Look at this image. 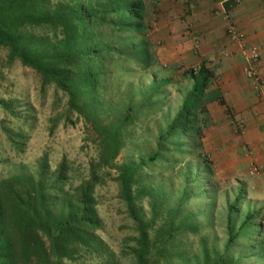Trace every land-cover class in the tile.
<instances>
[{
    "label": "rangeland",
    "instance_id": "rangeland-1",
    "mask_svg": "<svg viewBox=\"0 0 264 264\" xmlns=\"http://www.w3.org/2000/svg\"><path fill=\"white\" fill-rule=\"evenodd\" d=\"M141 5L142 33L117 29L113 16L100 13L106 22L89 28L96 50L105 57L95 99L101 118L118 123L131 108L123 147L108 166L98 167L95 136L69 111L64 92L43 85L35 70L10 60L0 48V180L37 176L43 164L54 172L61 163L69 170L66 188L93 173L98 177L93 195L101 227L93 234L100 250L81 251L76 261L65 264H136L142 226L150 264H264V169L239 163L229 173L236 140L226 134L222 147L220 123L211 118L201 139L191 132L162 139L191 86L184 71L197 68L202 59V24L192 17L198 3L141 0ZM198 15L207 18V13ZM203 24L208 29L216 25ZM226 54L221 56L230 59ZM213 61L208 66L215 71ZM216 80L212 88L220 89ZM233 127L235 135L241 134L238 125ZM242 146L241 158L249 152ZM123 165L136 168L131 206L120 184ZM255 167L259 171L251 174Z\"/></svg>",
    "mask_w": 264,
    "mask_h": 264
},
{
    "label": "trees",
    "instance_id": "trees-1",
    "mask_svg": "<svg viewBox=\"0 0 264 264\" xmlns=\"http://www.w3.org/2000/svg\"><path fill=\"white\" fill-rule=\"evenodd\" d=\"M235 5L229 0L224 9L228 12ZM143 12L141 0H0V48L8 51L10 60L35 70L43 85L64 92L69 111L81 117L95 136L98 167L111 164L121 151L131 108L118 123H106L100 116L95 99L105 57L92 42L90 24H104L103 17L111 15L117 29L142 33ZM36 30L44 33L38 36ZM184 76L191 81L190 89L162 139L188 132L201 139L209 125L207 105L212 102L232 115L220 89L212 88L217 77L205 60L185 70ZM68 171L64 163L54 172L43 164L37 176L19 174L0 180V264H65L76 261L81 251L100 250L93 234L101 227L93 195L98 177L93 173L76 187L66 188ZM135 172L131 166L120 167V184L130 206ZM140 230L135 262L150 264L146 226Z\"/></svg>",
    "mask_w": 264,
    "mask_h": 264
},
{
    "label": "crops",
    "instance_id": "crops-1",
    "mask_svg": "<svg viewBox=\"0 0 264 264\" xmlns=\"http://www.w3.org/2000/svg\"><path fill=\"white\" fill-rule=\"evenodd\" d=\"M227 1L229 0H196L198 10L197 14L192 13V17L198 18L199 24H202L199 28L203 32L201 37L204 38L201 57L209 66V62L216 60L214 73L220 79V91L232 112L231 117H228L224 108L217 102L207 105L209 121L211 118L220 123V145L223 147L222 138L226 134L236 140V145L232 147L234 151L229 152L227 171L232 173L239 163L243 167L255 164L264 169V86L261 90L254 89L251 80L245 76L246 64L241 45L243 44L245 49L258 47L260 57L257 69L264 85V0H235L236 5L226 12L224 3ZM214 11L215 16L209 19ZM204 13H207V18L198 15ZM224 19H227V23ZM210 21L215 22V29H208L207 25L203 24ZM227 24L233 27L240 41L229 39L226 33ZM224 53L231 54L230 59L221 56ZM212 65H216L214 61ZM235 124L239 126L241 134L235 135ZM241 146L249 149L248 156L243 153V158L240 157Z\"/></svg>",
    "mask_w": 264,
    "mask_h": 264
},
{
    "label": "built area",
    "instance_id": "built-area-1",
    "mask_svg": "<svg viewBox=\"0 0 264 264\" xmlns=\"http://www.w3.org/2000/svg\"><path fill=\"white\" fill-rule=\"evenodd\" d=\"M228 36L231 38L233 41H240V37L236 35L234 32V29L232 26H228ZM242 45V48L246 50L245 53V62H246V67L244 69L245 76L251 80L254 89L256 90H261L263 88V80L260 78L258 69H257V63L260 57L259 49L258 47H249L248 49H245L244 45ZM259 170L258 168H254L251 170V174L257 173Z\"/></svg>",
    "mask_w": 264,
    "mask_h": 264
}]
</instances>
